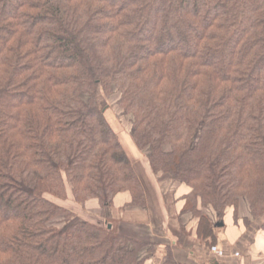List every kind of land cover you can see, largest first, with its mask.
Returning <instances> with one entry per match:
<instances>
[{"label":"trees","instance_id":"trees-1","mask_svg":"<svg viewBox=\"0 0 264 264\" xmlns=\"http://www.w3.org/2000/svg\"><path fill=\"white\" fill-rule=\"evenodd\" d=\"M110 106L152 172L190 188L204 238L229 207L264 215V0H0V264L152 257L104 217L118 194L146 205ZM67 189L105 222L59 205Z\"/></svg>","mask_w":264,"mask_h":264},{"label":"crops","instance_id":"crops-1","mask_svg":"<svg viewBox=\"0 0 264 264\" xmlns=\"http://www.w3.org/2000/svg\"><path fill=\"white\" fill-rule=\"evenodd\" d=\"M116 128L120 144L143 183L146 205L124 209L129 195L122 193L115 197L106 215L119 222L123 233L156 243L154 254L145 264H164L167 248L173 264H264L263 221L246 226L241 218L234 219L233 208L229 207L221 220H213L212 233L204 238L198 231V218L190 211L183 212L190 188L155 175L132 138ZM92 204L96 207L95 202ZM93 209L96 215L98 208ZM197 209H201L200 204ZM219 221L222 225L216 226Z\"/></svg>","mask_w":264,"mask_h":264},{"label":"rangeland","instance_id":"rangeland-1","mask_svg":"<svg viewBox=\"0 0 264 264\" xmlns=\"http://www.w3.org/2000/svg\"><path fill=\"white\" fill-rule=\"evenodd\" d=\"M116 111L117 110H115V108L113 106H110L109 110L107 109V114H108L109 119L112 121V124H113V126H115V128L117 126L118 129H120L121 132H124V133L128 134V136H130V138H131V132H130L129 124L126 123V121L120 115H118V111L117 112ZM117 137H118V135H117ZM67 190H68L67 191V195L64 198V200L56 201V202L59 203V205L63 206L64 208H66V209H68L70 211H73L74 214L79 219H83V220L85 219V220H89V221H92V222H102V223L105 222V219L115 220L113 218H109L108 214L106 215L108 210L105 212V215H104L105 219L97 217V215L100 213V209L98 208L96 203H95V205L98 208V210L96 209L97 212H96V215H94V209L93 208H96V207L92 206L93 205L92 203L95 202L93 200L92 201H88L86 203V206L83 207L84 208L83 209L81 207L82 205H79V204L74 202V199H73V197H72V195L70 193V190L69 189H67ZM258 220L255 221V222L264 221V215ZM56 222H58V220ZM116 222H118V221H116Z\"/></svg>","mask_w":264,"mask_h":264},{"label":"water","instance_id":"water-1","mask_svg":"<svg viewBox=\"0 0 264 264\" xmlns=\"http://www.w3.org/2000/svg\"><path fill=\"white\" fill-rule=\"evenodd\" d=\"M216 226H221L222 225V222H216V224H215Z\"/></svg>","mask_w":264,"mask_h":264}]
</instances>
